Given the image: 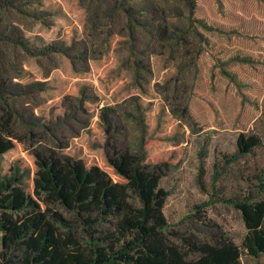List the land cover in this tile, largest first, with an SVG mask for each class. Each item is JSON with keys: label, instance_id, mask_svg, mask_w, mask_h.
I'll list each match as a JSON object with an SVG mask.
<instances>
[{"label": "trees", "instance_id": "1", "mask_svg": "<svg viewBox=\"0 0 264 264\" xmlns=\"http://www.w3.org/2000/svg\"><path fill=\"white\" fill-rule=\"evenodd\" d=\"M78 2L87 16L85 44L79 49L49 42L45 18L23 21L25 29L37 26L44 34L38 39L29 34L34 51L27 53L45 78L57 68L52 55L65 56L75 69L79 60H89V53L102 57L119 38L136 76L149 70L145 61L152 56L175 69L162 89L177 101L178 88L189 77L190 64H196L203 40L196 25L200 21L194 18L196 1ZM13 33L15 39H0V44L10 42V54L4 57H11L14 72L8 75L0 67V264H242V251L254 258L264 255V168L262 178L260 169L254 175V188L221 199L240 214L246 231L242 248L224 236L211 242L171 239L164 214L174 180L168 173L171 163L161 158L146 162L144 155L113 148L106 162L121 179L116 181L100 166L65 155L66 141L59 137L57 123L29 121L20 112L23 103L45 101L47 85L23 81L16 74L30 76L18 60V44L26 45L18 26ZM183 112H188L186 100ZM46 141L56 148L50 151ZM260 147L259 136L240 133L236 152L224 155V163H235ZM219 175L216 170L215 179ZM198 183L205 188L202 175ZM61 210L73 214L74 220L66 219ZM104 222L109 228L101 227Z\"/></svg>", "mask_w": 264, "mask_h": 264}, {"label": "rangeland", "instance_id": "2", "mask_svg": "<svg viewBox=\"0 0 264 264\" xmlns=\"http://www.w3.org/2000/svg\"><path fill=\"white\" fill-rule=\"evenodd\" d=\"M195 1L194 18L200 21L196 25L203 40L196 64H190L189 77L178 88L177 101L162 89L175 69L152 56L145 61L149 70L136 76L127 51L117 43L119 38L113 39L102 57L89 53V60H79L75 69L65 56L52 55L57 68L45 78L27 53L34 51L29 34L37 39L44 34L37 26L25 29L23 21L45 18L49 42L79 49L85 44L87 16L78 0H0V7L7 9L0 8V39L9 35L15 39L12 31L19 27L26 45L18 44V60L30 76L25 78L22 71L16 74L23 81L47 85L45 101L23 103L20 112L29 121L57 123L58 135L66 141L65 155L100 166L116 181L121 179L106 162L113 148L144 155L146 162L168 160V173L174 178L164 206L168 237L177 242L181 237L211 242L224 236L241 247L246 231L240 214L221 199L254 188L258 169L262 178L264 0ZM9 43L0 44V67L13 75L12 59L4 57L10 54ZM184 100L187 113L183 112ZM240 133L256 134L262 147L225 164L223 157L236 152ZM45 143L50 151L56 148L53 142ZM216 170L220 173L217 179ZM198 175H202L205 190ZM61 212L74 220L73 214ZM101 227L109 228L107 222ZM241 262L264 264V255L254 258L242 251Z\"/></svg>", "mask_w": 264, "mask_h": 264}]
</instances>
